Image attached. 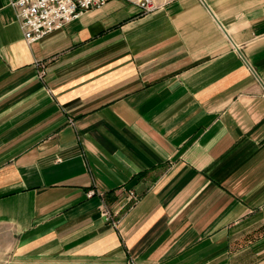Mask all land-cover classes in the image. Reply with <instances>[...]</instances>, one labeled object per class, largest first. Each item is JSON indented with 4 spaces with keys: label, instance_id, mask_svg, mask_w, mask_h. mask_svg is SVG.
<instances>
[{
    "label": "crops",
    "instance_id": "crops-1",
    "mask_svg": "<svg viewBox=\"0 0 264 264\" xmlns=\"http://www.w3.org/2000/svg\"><path fill=\"white\" fill-rule=\"evenodd\" d=\"M260 255L264 0H107L31 44L0 0V264Z\"/></svg>",
    "mask_w": 264,
    "mask_h": 264
},
{
    "label": "built area",
    "instance_id": "built-area-1",
    "mask_svg": "<svg viewBox=\"0 0 264 264\" xmlns=\"http://www.w3.org/2000/svg\"><path fill=\"white\" fill-rule=\"evenodd\" d=\"M135 5L142 14L152 13L172 0H126ZM107 0H11L15 17L21 28L26 43L39 41L77 19L83 12L99 8ZM94 194L90 191L87 196ZM130 197L133 198L132 193ZM106 222L115 228L112 215L105 209ZM129 264H133L130 262Z\"/></svg>",
    "mask_w": 264,
    "mask_h": 264
},
{
    "label": "rangeland",
    "instance_id": "rangeland-1",
    "mask_svg": "<svg viewBox=\"0 0 264 264\" xmlns=\"http://www.w3.org/2000/svg\"><path fill=\"white\" fill-rule=\"evenodd\" d=\"M264 258V255H260V257H257V258H255L256 260H255V264H257L256 262H257V260H258V263H259V260H262Z\"/></svg>",
    "mask_w": 264,
    "mask_h": 264
}]
</instances>
